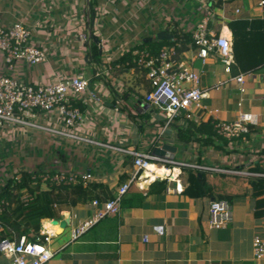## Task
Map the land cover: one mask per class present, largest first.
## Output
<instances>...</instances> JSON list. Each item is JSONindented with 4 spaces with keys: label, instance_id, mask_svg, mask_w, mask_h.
Returning a JSON list of instances; mask_svg holds the SVG:
<instances>
[{
    "label": "crops",
    "instance_id": "obj_1",
    "mask_svg": "<svg viewBox=\"0 0 264 264\" xmlns=\"http://www.w3.org/2000/svg\"><path fill=\"white\" fill-rule=\"evenodd\" d=\"M92 1L96 4L90 21ZM206 1L119 0L110 4L107 0H0L2 23L5 26L16 22L26 24L31 31L30 42L47 54L46 62L34 66L18 62L9 70L0 51V77L11 74L33 85L48 83L59 74L82 73L89 80V93L95 98L87 93L76 102L85 119L78 134L97 144L35 132L45 134L49 150L62 153L65 170L91 174L88 183L96 185L93 193L99 200L111 199L123 184L121 181L126 177L127 182L134 173L133 158L121 150L152 153L163 144L177 148L174 161L221 169L203 172L212 184L232 196V222L226 229L213 230L209 226L212 199L186 196L183 167L163 164L165 170L159 166L157 172L142 174L117 214L104 218L76 241H70V232L67 241L61 239L67 227L62 230L52 221L60 222L70 212L68 226L76 225L92 215L90 203L73 211H62L58 219L42 221L46 232L55 233L50 246L53 256L47 264H254L253 238L257 234L264 237V215L255 211L250 188L239 178L248 176L242 174L244 172L264 174L261 154L264 149V67L245 73L236 61L232 66L233 75H244L243 109L258 113L253 131L232 144L226 140L225 144L221 141L224 139L206 144L185 141L179 135L182 125L178 124L159 139L163 116L145 102L144 95L150 90L145 73L133 65L125 68L120 63L114 64L141 43L175 40V44L181 46L176 36L181 37L182 42L187 41L183 35H192ZM260 2L225 0L220 8L212 7L215 15L212 30L232 42L235 36L253 38L261 26L253 24L252 20L264 18V6ZM82 30L88 35L87 42L79 39ZM162 32L170 39H159ZM92 35L98 41L99 64L89 54ZM186 47L180 58L200 72L202 87L227 78L218 59L209 58L202 64L196 58L197 49L191 43ZM136 48L148 49V46ZM240 98L238 85L229 82L210 91L204 103L218 110V119L232 121L237 117ZM39 122L60 128L56 113L41 117ZM257 162L261 172L252 171ZM224 176L237 178L230 180ZM163 179L168 183L165 192L147 195L149 185ZM138 193L144 196V201L132 206L130 199ZM156 226L162 228L161 235L154 231Z\"/></svg>",
    "mask_w": 264,
    "mask_h": 264
},
{
    "label": "built area",
    "instance_id": "obj_2",
    "mask_svg": "<svg viewBox=\"0 0 264 264\" xmlns=\"http://www.w3.org/2000/svg\"><path fill=\"white\" fill-rule=\"evenodd\" d=\"M115 4L119 0H107ZM213 1L202 4V15L192 32L193 46L197 49L196 58L205 64L209 58H216L223 66L227 75L217 83L202 87L201 74L192 66L184 63L178 51V44L162 47L157 53L146 48H135L131 52L130 64L145 73L150 90L144 95L145 102L158 109L163 116V124L158 129V138H163L174 125L187 127L211 119L218 138L231 144L237 142L249 131V126L257 124L258 113L254 110L243 109L246 90L243 73L232 74L235 64L233 42L216 34L211 24L215 21ZM264 6V1L260 2ZM29 27L16 22L9 26L2 23L0 17V51L9 70L21 62L34 66L47 61L44 49L30 42ZM82 42L88 41V35H79ZM99 75V74H98ZM229 82L238 85L242 98L238 101V113L232 121L220 120L216 117L218 110L212 109L204 103L210 91L218 90ZM89 80L82 74L55 75L52 81L33 85L20 80L14 75L6 74L0 77V131L20 128L21 130H37L49 133L55 137L70 138L97 144L89 138L80 136L79 131L84 127L85 119L81 109L76 106L84 95L89 93ZM89 95L95 98L93 94ZM51 113L57 114L60 128L39 122L41 117ZM133 158L134 173L123 183L116 194L108 200L93 199L90 206L92 215L79 220L70 227V241H76L88 230L104 218L117 214L130 188L140 179L141 173L151 165H176L179 167L196 168L198 170L222 171L189 163L167 160L154 156L152 153H140L135 150H121ZM163 167V166H162ZM233 172V171H232ZM237 174H241L237 172ZM248 176L264 177V174L244 172ZM42 181L50 180L56 185L77 184L86 185L92 179L90 173H65L60 170L53 177L41 176ZM141 188V187H140ZM30 198L29 194L22 197L24 202ZM232 206L226 201L211 200L209 204V226L213 230L226 229L232 222ZM75 218V216H74ZM154 231L161 235L162 228L154 227ZM40 235L36 242L3 240L0 242V255L7 264H47L53 256L51 241L55 233L46 232L41 224ZM42 236H44L42 238ZM254 264H264V237L255 235L252 243ZM0 264L1 260H0Z\"/></svg>",
    "mask_w": 264,
    "mask_h": 264
},
{
    "label": "trees",
    "instance_id": "obj_3",
    "mask_svg": "<svg viewBox=\"0 0 264 264\" xmlns=\"http://www.w3.org/2000/svg\"><path fill=\"white\" fill-rule=\"evenodd\" d=\"M225 0H214V8H220ZM262 1V0H258ZM96 3L90 2V21L95 14L93 6ZM253 24L260 25L261 28L253 38L249 40L237 39L234 37L233 50L234 58L239 69L245 73L256 72L264 67V18L252 20ZM241 23V22H238ZM92 23H90L91 25ZM244 25H247L244 23ZM230 26H233L230 23ZM91 30L93 29L90 26ZM94 36L92 35V38ZM187 41L182 42L181 37L178 38L180 48L178 51L184 52L187 50L186 45L192 44V35H183ZM97 39L95 37L91 40L88 45L92 60L99 64L100 53L97 45ZM175 45V40H160L155 43L151 42L148 44L141 43L136 47L148 46V49L153 53H157L162 47ZM134 47V49L136 48ZM194 47V46H193ZM255 50H257L255 52ZM133 48L125 53L120 59L115 61L114 64L120 63L125 68H128L131 64V52ZM132 66V65H131ZM253 131V127L249 126V133ZM40 133V132H35ZM179 135L185 139V141H202L206 144H215L214 141L221 140L218 138L212 125L211 119L201 122L198 125L193 123L187 127H180ZM214 140V141H213ZM226 144L225 140H221ZM53 153L51 150L47 155L51 158L58 159L59 163L50 167L42 166V159L33 161L37 162L34 169L21 168L20 171L12 173L6 180L5 183L0 186V242L3 240L20 241L21 238H25L26 242H36V238L40 235L41 223L46 220L58 219L61 217L62 211H73L80 205H87L93 199L97 198L93 192L96 185L87 183L77 184H59L56 185L54 182L47 180L42 181L41 176L48 175L50 178L53 177L60 170L65 173H71L65 170L63 166L62 153ZM261 154L264 156V149ZM40 155V154H39ZM46 155V156H47ZM45 160V159H44ZM256 168L252 171H259V162L256 163ZM261 172V171H259ZM182 174L185 177V189L183 193L190 198H204L210 197L212 200L226 201L230 205L232 204V196L225 194L219 188V185L212 184L203 171H199L192 168L183 167ZM230 180H234L236 176H224ZM127 178L121 181V184L125 182ZM243 182L247 183L250 188V197L254 201L253 207L255 211L264 215V177L260 176H240ZM167 179L155 180L149 185L147 195H161L165 192L167 187ZM228 188V185H225ZM26 194L30 195L27 202L22 200V197ZM108 200V199H107ZM125 200V198H124ZM122 202V206H125L126 200ZM132 206L141 205L144 201L142 194H134L130 199ZM45 230V225L43 226ZM44 236H42L43 238ZM2 264H7L5 259L0 255Z\"/></svg>",
    "mask_w": 264,
    "mask_h": 264
},
{
    "label": "rangeland",
    "instance_id": "obj_4",
    "mask_svg": "<svg viewBox=\"0 0 264 264\" xmlns=\"http://www.w3.org/2000/svg\"><path fill=\"white\" fill-rule=\"evenodd\" d=\"M35 131L20 128L0 131V186L12 173L20 171L21 168L34 169L33 166L38 162L33 161L36 159L35 154L37 160L44 161L42 163L44 168L59 163L57 157L51 158L47 155L50 150L45 134ZM69 232L70 227H67L61 239L67 241Z\"/></svg>",
    "mask_w": 264,
    "mask_h": 264
},
{
    "label": "water",
    "instance_id": "obj_5",
    "mask_svg": "<svg viewBox=\"0 0 264 264\" xmlns=\"http://www.w3.org/2000/svg\"><path fill=\"white\" fill-rule=\"evenodd\" d=\"M158 38L159 39H168V38L170 39V37L166 35L164 32L160 33L158 35ZM176 151H177L176 147L171 146L169 144H163L160 147H155L152 151V154L159 158H163L167 160H174ZM70 216H71L70 212H67L60 222H58L57 220H53L52 224L58 225L60 229L64 230L70 223Z\"/></svg>",
    "mask_w": 264,
    "mask_h": 264
},
{
    "label": "bare ground",
    "instance_id": "obj_6",
    "mask_svg": "<svg viewBox=\"0 0 264 264\" xmlns=\"http://www.w3.org/2000/svg\"><path fill=\"white\" fill-rule=\"evenodd\" d=\"M214 129V128H213ZM161 167V169L163 170L164 169V167H162L161 165H151V166H149L148 167V169H146V170H144L142 173H141V175H140V179H142V174H144V173H146V172H151V171H153V172H157L158 170L156 169L157 167ZM165 170V169H164ZM166 172V171H165ZM61 230L58 228V233L60 232Z\"/></svg>",
    "mask_w": 264,
    "mask_h": 264
}]
</instances>
